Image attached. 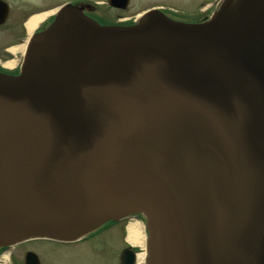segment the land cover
<instances>
[{"label": "water", "instance_id": "95a60500", "mask_svg": "<svg viewBox=\"0 0 264 264\" xmlns=\"http://www.w3.org/2000/svg\"><path fill=\"white\" fill-rule=\"evenodd\" d=\"M135 215L146 264H264V0L134 26L67 6L0 73V249Z\"/></svg>", "mask_w": 264, "mask_h": 264}, {"label": "flooded vegetation", "instance_id": "af4514ba", "mask_svg": "<svg viewBox=\"0 0 264 264\" xmlns=\"http://www.w3.org/2000/svg\"><path fill=\"white\" fill-rule=\"evenodd\" d=\"M131 2L132 0H128L127 6L121 9L110 6L108 0H0V19L2 10L5 8L7 11L4 20L0 22V73L18 76L23 69L30 42L44 33L55 22L59 11L67 6L76 8L85 17L102 26L138 24L144 15L152 10L159 11L172 21L182 23L203 22L210 17L206 14L208 9L205 8L197 19H189L175 15L177 11L169 9L170 7L158 4L150 5L139 14L130 16L128 12ZM146 2L148 1L139 5L145 6ZM43 13L50 14L29 33L27 30L29 20ZM118 225L120 224H106L73 243L41 239L23 241L12 247L0 249V264H4L5 260L7 264H37V261L38 264H50L44 257L45 252L47 254L53 252L48 244L87 246L83 257L90 256L96 259L95 262L84 261L82 258L77 264H121L122 260L127 261L129 252L134 254L135 259L139 249L127 242L123 229L116 234L113 227ZM115 243L117 246H114Z\"/></svg>", "mask_w": 264, "mask_h": 264}, {"label": "rangeland", "instance_id": "374dc122", "mask_svg": "<svg viewBox=\"0 0 264 264\" xmlns=\"http://www.w3.org/2000/svg\"><path fill=\"white\" fill-rule=\"evenodd\" d=\"M145 1H148L146 2V5L144 4L145 6L139 5L141 3H144ZM224 1L225 0H132L128 15H137L146 7L158 4L164 7H170L169 9L175 10V12L177 11L176 13H174L175 15H179L181 17L189 19H197V17L202 13L203 8H205V10L208 9L206 14H209L211 18L212 15L220 9ZM210 18H208L206 21L210 20ZM136 221H138L141 226H146L145 218H143L142 216H135L134 218L131 217V219L129 218L119 222L120 225L113 227V230H115L117 234L120 229H123V233L127 237V225L130 222ZM48 246L53 249V252H51L50 254H47L45 252L44 257L46 260H48V262H50V264H77L82 260V258L84 261L88 260L89 262H95L96 260H94L90 256L83 257L85 247L87 248V246H84L82 244H75L74 246H52L51 244H48ZM114 246H117L116 243L114 244ZM138 253H140V251H138Z\"/></svg>", "mask_w": 264, "mask_h": 264}, {"label": "bare ground", "instance_id": "6f19581e", "mask_svg": "<svg viewBox=\"0 0 264 264\" xmlns=\"http://www.w3.org/2000/svg\"><path fill=\"white\" fill-rule=\"evenodd\" d=\"M50 13H43L41 15H36L32 17L29 22L27 23V30L30 33L32 30H34L44 19L47 17ZM126 240L127 242L134 246L138 247L139 249H143L144 245V232L143 227L138 222H131L126 227ZM144 261V254L140 252V254L137 255V261L136 264H143Z\"/></svg>", "mask_w": 264, "mask_h": 264}]
</instances>
